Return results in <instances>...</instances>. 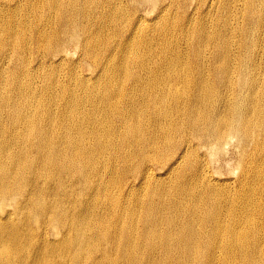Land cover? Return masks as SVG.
Wrapping results in <instances>:
<instances>
[{
	"label": "bare ground",
	"instance_id": "6f19581e",
	"mask_svg": "<svg viewBox=\"0 0 264 264\" xmlns=\"http://www.w3.org/2000/svg\"><path fill=\"white\" fill-rule=\"evenodd\" d=\"M2 206L0 264H264V0H0Z\"/></svg>",
	"mask_w": 264,
	"mask_h": 264
},
{
	"label": "rangeland",
	"instance_id": "374dc122",
	"mask_svg": "<svg viewBox=\"0 0 264 264\" xmlns=\"http://www.w3.org/2000/svg\"><path fill=\"white\" fill-rule=\"evenodd\" d=\"M72 53H74V51ZM75 55H76V53H74V56ZM234 159H235V157H234V154L232 153V149H228L226 155L224 154V156L220 159V161L227 162L228 165L230 166V165H233ZM4 208L5 207L2 206L0 209L3 210ZM28 226L30 227V229L35 230V229H37L39 224L36 226L34 223L30 222V224ZM28 226L24 227V229L28 230L29 229ZM50 232H51V228H49V227H45V228L41 229L42 236H46L49 239H52L53 235H51Z\"/></svg>",
	"mask_w": 264,
	"mask_h": 264
}]
</instances>
